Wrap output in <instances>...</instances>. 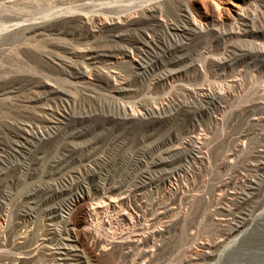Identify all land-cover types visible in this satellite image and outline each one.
<instances>
[{"label": "rangeland", "instance_id": "obj_1", "mask_svg": "<svg viewBox=\"0 0 264 264\" xmlns=\"http://www.w3.org/2000/svg\"><path fill=\"white\" fill-rule=\"evenodd\" d=\"M140 43L132 66L102 55ZM103 185L139 214L174 207L161 238L137 250L97 221L85 232ZM263 237L264 0H0V264H262ZM200 243L218 246L189 262Z\"/></svg>", "mask_w": 264, "mask_h": 264}, {"label": "bare ground", "instance_id": "obj_2", "mask_svg": "<svg viewBox=\"0 0 264 264\" xmlns=\"http://www.w3.org/2000/svg\"><path fill=\"white\" fill-rule=\"evenodd\" d=\"M156 11H157L156 9L151 11V12L154 13V15L152 17L155 18V19H156V14L159 15V16L161 15L160 14V10L157 11L159 13H156ZM186 19L188 20V23L189 24L195 26L194 30L197 31V33L198 32H203L202 29H200L201 27L196 28L197 27L196 21H195V19L191 15H187L186 16ZM176 29H179V28L177 27ZM184 29H182V30L179 29L178 31L177 30H174V31L181 32V33H184L186 35L187 34L192 35V33H195V31H193V30L192 31L191 30L189 31L187 29L186 30H184ZM118 36H115V38H118ZM129 40L130 39H128L126 41L129 42ZM133 44H136V43H133ZM137 46H138V48H134V49H136V54H134V50H132V49L128 50L127 48H125L124 51H123V53H122L121 58L118 57L117 55H113L111 51L110 52H107L108 54H104L102 52L103 53L102 55H103V57H107L109 59L115 60L114 62H110V61H113V60H107V62L109 63L108 65L111 66V69H114L113 66H115L117 64H120V63L128 64V65H131L132 66L136 62H138L135 57H139V55L144 51L143 50L144 45H142V43H140V45H137ZM143 66H144L143 63L140 64V67L141 68H143ZM136 70H139V69H136ZM87 72H88V70L87 71L86 70L79 71L78 75L81 76V77H85L86 74H87ZM107 78L109 80H111V82H112V85L111 86H112L113 91H116V93H120V92H125L126 91V88L124 86L127 85V82L128 81L126 80V78H124L122 75H120L119 72H117L116 70H110L107 73ZM40 87H42V89H44V90H48V92H50V93H55V91L57 90L56 87L51 86L48 83H43V84H41ZM135 116L136 115L134 113L127 114L126 115V118L124 120L131 121V120H133L135 118ZM68 117L69 118H66V120L68 119L67 120L68 123L66 124V127H67V125L69 126V124H82V122H83V118L82 117H80V118H75L74 117V119L72 118V116H68ZM24 131L25 130H22V129H19V130L18 129L17 130L15 129L13 131V134L16 137H20L21 139H24V141L26 143L32 142L31 141L32 139H30V138H32V136L30 135V133L28 131H25L26 133H24ZM17 144L19 145V141H17ZM240 149H241V147L240 146L239 147L237 146L236 151H240ZM18 152H19V150H18ZM233 155H234V153L231 154L230 157H228V160L231 158L230 159V161H231ZM147 180L149 182V179H145L144 180L145 182L143 181V183H138L136 185V189H137L138 192L145 191L147 189L148 185L150 184V183H147L146 182ZM229 184L230 183H223L222 185H219L218 184L219 186H217L216 191L218 192L217 196L219 198H220L221 195H223L225 188H227L229 186ZM98 189L99 190L101 189L108 196L105 195V200L99 201L98 203L95 202V203H93V205L91 204L90 207L86 206L83 209L82 212H83V215L84 216H83V219L80 222L81 228L84 229L85 232H86V231H88L87 228H89V226L93 223V221H97L99 224H101L103 227L107 228L108 230H116V231L118 230V231H120L118 237L124 243L129 244L130 246H132L134 249H137V250L140 249L143 245H147L151 241V239L152 240H154V239L156 240V238H161V236L164 234V231L162 233V232H159L160 230L159 231L156 230L157 227L155 229L154 226H155L156 222H160L161 219L165 218L167 215H171L174 212V210H176L174 207L173 208H170V207L166 206V207L159 208L161 205L159 207L157 205V210L155 212H153L151 214H148L146 212H141V214H139L138 212H135V211H131L130 210L129 205H128L129 204V201H131V200H129L130 191L124 190V188L122 186H120V185L117 186L116 185V186H112V187L111 186L110 187H106V185H103V186L99 187ZM252 190H255L254 184H249L246 187V191L251 192ZM96 191H97V189H96ZM114 193H118V194L115 197H113L112 194H114ZM227 197L229 198L230 201H236L237 197H239V196H237V194L235 192H229V194H227ZM245 197H248V196H245ZM76 203L78 205H84V199L81 197L80 199H77L76 200ZM164 206H165V204H164ZM224 211L227 213V216H230V214H231L230 210H226L225 209ZM242 223H240V224H242ZM239 228H240V226L237 225L235 227V230H238ZM74 231L77 232L76 230H74ZM75 235L77 236V233ZM76 236H75V239H76ZM67 237H68L67 238L68 240L70 238H74L71 235H67ZM87 238H89L92 241L93 247L95 249H98V250H100L102 252H104L106 250L107 245H110V243L108 244V241L109 240L104 242L101 239L96 238L94 235H92L90 233H88V237ZM64 240H65V238H64ZM70 240H72V239H70ZM221 241H222V239H221ZM221 241H219V242H221ZM262 244H264V243H262ZM262 244H261V246H262ZM63 246L65 248L66 247L67 248L75 247V246H72L71 244H63ZM155 246H157V245H155ZM217 246H218V243L213 244V245H210L208 243H206V244L200 243L199 249H197L196 253L194 252L193 255H191V257L189 259V262L196 261V260H198L199 257H204L206 259L207 257L212 256L214 254V251H216V247ZM129 250H130V248H129ZM263 250H264V248H263ZM260 251H261V249H260ZM198 253H200V254H198ZM257 263H259V262H257ZM262 264H264V261H262Z\"/></svg>", "mask_w": 264, "mask_h": 264}]
</instances>
